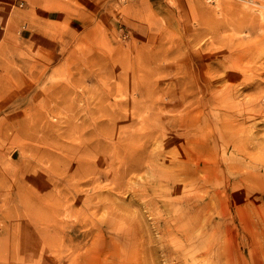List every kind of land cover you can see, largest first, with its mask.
Masks as SVG:
<instances>
[{"label": "rangeland", "instance_id": "rangeland-1", "mask_svg": "<svg viewBox=\"0 0 264 264\" xmlns=\"http://www.w3.org/2000/svg\"><path fill=\"white\" fill-rule=\"evenodd\" d=\"M12 11L0 264H264V0Z\"/></svg>", "mask_w": 264, "mask_h": 264}, {"label": "crops", "instance_id": "crops-1", "mask_svg": "<svg viewBox=\"0 0 264 264\" xmlns=\"http://www.w3.org/2000/svg\"><path fill=\"white\" fill-rule=\"evenodd\" d=\"M44 1L45 0H0V35L4 29L10 25V22L16 18V14L12 13V7H21L23 11L29 13L33 8L42 6ZM48 16L54 17V15Z\"/></svg>", "mask_w": 264, "mask_h": 264}, {"label": "bare ground", "instance_id": "bare-ground-1", "mask_svg": "<svg viewBox=\"0 0 264 264\" xmlns=\"http://www.w3.org/2000/svg\"><path fill=\"white\" fill-rule=\"evenodd\" d=\"M90 147V146H89ZM86 148V147H85ZM80 151V150H79ZM86 152H87V150H86ZM81 158V157H80ZM82 159V158H81Z\"/></svg>", "mask_w": 264, "mask_h": 264}]
</instances>
